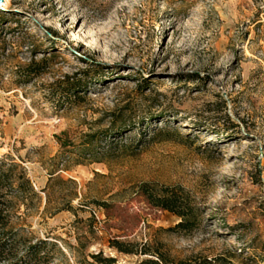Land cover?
Instances as JSON below:
<instances>
[{"label":"rangeland","instance_id":"obj_1","mask_svg":"<svg viewBox=\"0 0 264 264\" xmlns=\"http://www.w3.org/2000/svg\"><path fill=\"white\" fill-rule=\"evenodd\" d=\"M3 3L0 264H264V0Z\"/></svg>","mask_w":264,"mask_h":264},{"label":"trees","instance_id":"obj_2","mask_svg":"<svg viewBox=\"0 0 264 264\" xmlns=\"http://www.w3.org/2000/svg\"><path fill=\"white\" fill-rule=\"evenodd\" d=\"M71 85V84H70ZM6 189H12V181L10 178L5 174L0 171V227L5 226L6 222L5 219L7 218V215H5V210L2 209V205L5 202V193L7 192ZM18 189L19 186H18ZM149 202L154 206L157 207L161 210L167 211L175 216H177L181 221L177 224V228H180L182 230H190L194 225V219L192 217V211L193 208L188 206V204L181 200L179 197H177L173 193H167V190H162L160 193L154 197H149L148 198ZM9 243L7 242H0V254H3L5 251L6 246ZM119 243L115 242V248L119 252H124V253H131V251H122L119 247ZM7 251L10 252V249L7 248ZM92 259L97 261L102 260L99 259L98 255H93ZM100 262V261H99ZM108 262H113L112 259H108ZM145 262H142L141 264H144ZM155 264V263H154ZM206 264H214L212 261L206 262ZM230 264V263H228Z\"/></svg>","mask_w":264,"mask_h":264},{"label":"water","instance_id":"obj_3","mask_svg":"<svg viewBox=\"0 0 264 264\" xmlns=\"http://www.w3.org/2000/svg\"><path fill=\"white\" fill-rule=\"evenodd\" d=\"M2 0H0V11L2 10Z\"/></svg>","mask_w":264,"mask_h":264},{"label":"bare ground","instance_id":"obj_4","mask_svg":"<svg viewBox=\"0 0 264 264\" xmlns=\"http://www.w3.org/2000/svg\"><path fill=\"white\" fill-rule=\"evenodd\" d=\"M4 1V3H3V7H4V5H5V0H3Z\"/></svg>","mask_w":264,"mask_h":264}]
</instances>
